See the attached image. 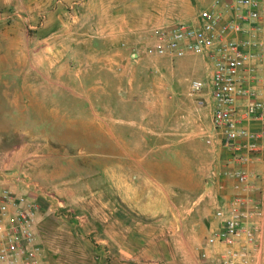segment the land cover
I'll return each instance as SVG.
<instances>
[{"label": "rangeland", "instance_id": "rangeland-1", "mask_svg": "<svg viewBox=\"0 0 264 264\" xmlns=\"http://www.w3.org/2000/svg\"><path fill=\"white\" fill-rule=\"evenodd\" d=\"M214 1L0 0V195L39 202L44 264L176 254L181 223L221 254L207 180L223 152L190 90L207 61L134 57Z\"/></svg>", "mask_w": 264, "mask_h": 264}, {"label": "built area", "instance_id": "built-area-1", "mask_svg": "<svg viewBox=\"0 0 264 264\" xmlns=\"http://www.w3.org/2000/svg\"><path fill=\"white\" fill-rule=\"evenodd\" d=\"M189 56L207 61L208 79L193 80L191 95L200 108H209L214 141L230 155V165L209 173L207 183L232 194L218 202L220 227L208 245L221 248L220 264H253L263 215L256 199L258 186L246 166L264 151V0H215L196 22H180L154 31L138 60ZM260 124L253 131L249 125ZM211 142V141H209ZM229 165V164H228ZM257 178V177H255ZM41 212L34 197L4 189L0 197V264H44L36 234Z\"/></svg>", "mask_w": 264, "mask_h": 264}, {"label": "crops", "instance_id": "crops-1", "mask_svg": "<svg viewBox=\"0 0 264 264\" xmlns=\"http://www.w3.org/2000/svg\"><path fill=\"white\" fill-rule=\"evenodd\" d=\"M249 128L253 131L260 130V124L258 122H253L249 125ZM223 156L217 160L216 166L220 171L227 169L229 166L239 168L238 164L229 163L230 155L222 150ZM229 164V165H228ZM246 170L253 173L252 180L257 184L258 191L255 193L256 199L260 202L263 215L256 218V221L259 225V229L261 231L260 245L257 251L255 252L253 264H264V151L261 154L260 158L256 161V163L247 165ZM257 177V178H255ZM15 188V187H14ZM12 187L5 188L10 189L11 191H15ZM212 192L211 196L213 202L218 208V202L224 203L227 198L232 194V184L228 183L226 190H220L217 185L211 186ZM3 192V191H2ZM15 193V192H14ZM20 193V192H19ZM2 195V193H1ZM0 195V197H1ZM216 218V217H215ZM216 225H221L222 221L216 218ZM184 230L183 232V242L180 245L176 254H168V255H115V257L119 258L120 263L124 261V264H219L220 255H202L200 251L201 244H191L186 239L185 232V224L181 223V226ZM115 240L121 241V232L118 229L115 230ZM217 246L216 248H218ZM220 248V247H219ZM214 249L218 254L221 250Z\"/></svg>", "mask_w": 264, "mask_h": 264}, {"label": "bare ground", "instance_id": "bare-ground-1", "mask_svg": "<svg viewBox=\"0 0 264 264\" xmlns=\"http://www.w3.org/2000/svg\"><path fill=\"white\" fill-rule=\"evenodd\" d=\"M23 56H24V55H23ZM25 60H26V59H25ZM25 60H24V62H25ZM24 62H23V63H24ZM25 64H26V63H25ZM24 66H25V65H24ZM32 66L35 67V64L32 63ZM23 68H24V67H23ZM5 93L7 94V92H5ZM5 93H4V99H8L9 95H8V94L6 95ZM9 93H10V92H9ZM2 99H3V98H2Z\"/></svg>", "mask_w": 264, "mask_h": 264}]
</instances>
